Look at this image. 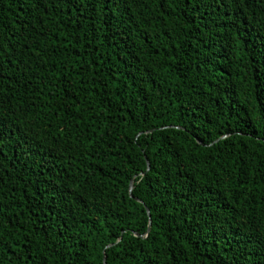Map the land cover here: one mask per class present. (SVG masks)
Masks as SVG:
<instances>
[{
  "label": "trees",
  "instance_id": "trees-1",
  "mask_svg": "<svg viewBox=\"0 0 264 264\" xmlns=\"http://www.w3.org/2000/svg\"><path fill=\"white\" fill-rule=\"evenodd\" d=\"M104 258L264 264V0H0V264Z\"/></svg>",
  "mask_w": 264,
  "mask_h": 264
},
{
  "label": "water",
  "instance_id": "water-1",
  "mask_svg": "<svg viewBox=\"0 0 264 264\" xmlns=\"http://www.w3.org/2000/svg\"><path fill=\"white\" fill-rule=\"evenodd\" d=\"M148 167H149V163H148ZM132 190H133V182H131L130 194H132ZM147 212L149 214V210L148 209H147ZM149 216H150V214H149ZM104 264H106V258H104Z\"/></svg>",
  "mask_w": 264,
  "mask_h": 264
}]
</instances>
